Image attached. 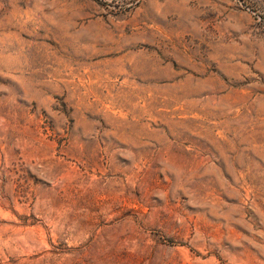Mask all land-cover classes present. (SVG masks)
I'll use <instances>...</instances> for the list:
<instances>
[{
	"label": "rangeland",
	"instance_id": "374dc122",
	"mask_svg": "<svg viewBox=\"0 0 264 264\" xmlns=\"http://www.w3.org/2000/svg\"><path fill=\"white\" fill-rule=\"evenodd\" d=\"M0 264H264V0H0Z\"/></svg>",
	"mask_w": 264,
	"mask_h": 264
}]
</instances>
